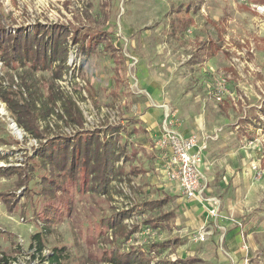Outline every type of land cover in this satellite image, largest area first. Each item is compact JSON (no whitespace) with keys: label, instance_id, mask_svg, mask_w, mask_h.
<instances>
[{"label":"rangeland","instance_id":"obj_1","mask_svg":"<svg viewBox=\"0 0 264 264\" xmlns=\"http://www.w3.org/2000/svg\"><path fill=\"white\" fill-rule=\"evenodd\" d=\"M37 25L67 28V62L58 77L60 61L35 69L0 52V92L50 110L38 119V140L0 96V193L16 205L10 212L0 197V254L19 264H51L55 253L61 264H112V251L139 249L150 264H220L214 237L195 239L203 227L219 231L211 205L182 196L154 146L161 119L149 114L169 106L178 127L214 138L204 164L208 196L221 202L218 219L242 244L241 263L264 264V0H0V40L3 29L31 33ZM99 31L105 40L88 49ZM65 101L80 110L82 125L68 121ZM112 126L120 128L124 153L115 166L123 172L108 189L63 178L54 193L45 191L49 163L31 159L42 144L96 130L108 140ZM20 169L30 177L22 187ZM154 201L165 202L148 208ZM122 211H130L128 240H116L106 223ZM169 212L176 216L168 223L146 224Z\"/></svg>","mask_w":264,"mask_h":264},{"label":"trees","instance_id":"obj_2","mask_svg":"<svg viewBox=\"0 0 264 264\" xmlns=\"http://www.w3.org/2000/svg\"><path fill=\"white\" fill-rule=\"evenodd\" d=\"M39 35L41 38H39ZM69 36L70 34L64 25H56L51 29L46 26L37 25L31 33H25L23 29H20L15 34H7L3 29L2 39L0 40V52L9 57L10 60H25L26 62H30L35 69H44L48 66L50 67L54 62L60 61L61 70L56 71V75L61 77L62 68H64L67 62ZM103 36L104 32L100 31L90 35V40L87 44L88 49H94L95 46L104 41ZM117 38H119V35ZM49 51L52 53L51 57L48 55ZM0 96L7 104L8 109L13 113L18 126L38 140L42 139L43 136L39 132L37 123L38 119H47L50 114L48 107L43 106L42 109L38 110L35 103H22L8 97V95L2 92H0ZM63 107L64 114L70 123L76 125L83 124V115L73 102L69 101L67 103L65 101ZM262 114L264 115V107ZM109 131L110 136L108 140L102 139L99 135L100 131L96 130L91 133L87 132L86 136H79L76 139L59 138L60 140L58 139L56 142L47 141V145L42 144L41 149L31 159L39 156L42 159L43 165L46 166L49 163V169H51L50 177L43 180L46 184L45 191L54 193L56 189L61 187L59 179L63 178L76 182L80 181L85 189L96 192H104L108 189L112 182V177L117 178L123 172V168L116 167L115 162L120 161L124 153L117 139L120 128L112 126L109 127ZM113 134L115 136H112ZM260 163L264 169V158ZM19 171L21 172H19V182L17 185L18 187L26 186L30 177L24 170L20 169ZM0 174H4V172L0 170ZM49 186L52 188L49 189ZM0 197L5 203L7 210L11 212L16 206L11 194L0 193ZM164 202H147L146 205L148 208L155 209L156 207H162ZM129 216L130 211H122L114 213L106 219V223L114 230L116 240L118 238L128 240L132 234L131 232H127L126 227L123 225V220ZM174 216V212H169L162 215L159 219H149L146 224L156 228L159 221H166L168 223ZM50 222H54V219H51ZM33 239L38 242L37 252L41 253L44 249V244L40 234H36ZM164 245L154 244L152 247L153 249H159L160 247H164ZM60 261V255L55 253L51 264H61ZM108 261L112 264H150L148 253L139 249H131L128 252L112 251ZM185 263L188 264L189 260L185 261ZM0 264H8V258L4 257Z\"/></svg>","mask_w":264,"mask_h":264},{"label":"built area","instance_id":"obj_3","mask_svg":"<svg viewBox=\"0 0 264 264\" xmlns=\"http://www.w3.org/2000/svg\"><path fill=\"white\" fill-rule=\"evenodd\" d=\"M163 108L164 120L155 148L163 152L166 157L164 162L165 173L170 181L179 185L187 199L197 200L200 203L206 202L211 205L212 208L209 212L213 219H218L221 212V202L207 195L208 181L202 171L204 152L208 149L209 139L214 138L205 135L201 140L196 134L185 135L173 120L174 110L169 106H163ZM254 168L257 169L255 166ZM210 234L207 228L203 227L195 235V239L205 242ZM3 258L4 256L0 254V262ZM248 261L246 260V262ZM8 264L19 263L8 258Z\"/></svg>","mask_w":264,"mask_h":264},{"label":"crops","instance_id":"obj_4","mask_svg":"<svg viewBox=\"0 0 264 264\" xmlns=\"http://www.w3.org/2000/svg\"><path fill=\"white\" fill-rule=\"evenodd\" d=\"M132 80L134 82H139L137 76H132ZM152 114H149V119L150 118H153L155 117V119H161V123L160 125L162 126V123H163V120H164V109H162V112L158 109H156V112L155 110H152L151 112ZM161 129V127H160ZM183 131V133L187 136H190L192 134H196V133H189L187 131H184L183 129H181ZM200 137L201 140H203V137L205 135H207V133H204V134H196ZM160 136V134H159ZM158 136V137H159ZM211 143L210 141H208V149L204 152V164H205V160H207V153L210 152V150L212 149V146H211ZM155 146V145H154ZM202 171L203 173L205 174L206 176V179L208 181V189H207V195H210L211 194V189L210 187L212 186V183H211V179L210 177L208 176V174L205 173V170H204V165L202 166ZM233 175V174H232ZM181 190V189H180ZM182 192V191H181ZM212 195V194H211ZM182 196L186 199V200H189L187 199L184 195H183V192H182ZM196 201V200H195ZM175 214V213H174ZM176 216V215H175ZM174 216V217H175ZM198 221H201V219H199V217L197 218ZM213 222L212 223H215L217 226V229L219 230L217 234H214L213 231H211V236L210 237H214L215 241H216V245H217V250H218V254L220 256V264H242L244 262V259L246 257V254L245 252L242 250V244L238 241V238L236 237L237 234H230L229 230H228V227L223 224V221L220 222L219 219H213L212 220ZM202 222V221H201ZM206 222V221H205ZM148 225V224H147ZM149 228H151L150 225H148ZM224 228V229H223ZM210 229V227L208 228V230ZM236 235V236H235ZM210 239V238H209ZM208 239V240H209ZM143 251V250H141ZM242 262V263H241Z\"/></svg>","mask_w":264,"mask_h":264},{"label":"bare ground","instance_id":"obj_5","mask_svg":"<svg viewBox=\"0 0 264 264\" xmlns=\"http://www.w3.org/2000/svg\"><path fill=\"white\" fill-rule=\"evenodd\" d=\"M0 113H1V114H4V113H5V110L2 109V108H0Z\"/></svg>","mask_w":264,"mask_h":264}]
</instances>
